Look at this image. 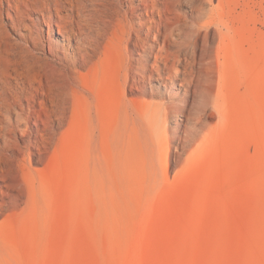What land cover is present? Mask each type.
Listing matches in <instances>:
<instances>
[{"label": "rangeland", "instance_id": "374dc122", "mask_svg": "<svg viewBox=\"0 0 264 264\" xmlns=\"http://www.w3.org/2000/svg\"><path fill=\"white\" fill-rule=\"evenodd\" d=\"M225 3L230 39L222 49L211 34L204 67L216 108L198 141L171 119L163 159L126 122L121 62L105 48L66 78L38 148L33 123L11 133L21 41L0 3V264H264V0ZM150 85L132 97L150 99Z\"/></svg>", "mask_w": 264, "mask_h": 264}, {"label": "bare ground", "instance_id": "6f19581e", "mask_svg": "<svg viewBox=\"0 0 264 264\" xmlns=\"http://www.w3.org/2000/svg\"><path fill=\"white\" fill-rule=\"evenodd\" d=\"M214 2L0 0L8 25L19 33L21 41L12 53L21 63L16 78L20 92L11 93L3 106L9 118L8 129L14 133L22 124L33 123L39 136L31 138L30 146L38 148L53 131L54 120H60L58 101L66 78L77 67L95 64L105 48L121 62L118 85L126 122L155 145L161 159L168 155L174 117L176 125L179 117L189 122L187 142L204 138L201 130L207 111L216 108L212 94L204 88L206 51L211 34L220 39L224 49L232 30L224 12L225 0H217L216 5ZM185 5L191 17L182 14ZM61 42L63 58L58 57L54 45ZM45 54L49 57H40ZM152 81L161 87H152ZM148 85L150 99L132 97L147 96ZM179 93L184 97L177 100ZM10 140L6 143L12 146Z\"/></svg>", "mask_w": 264, "mask_h": 264}]
</instances>
